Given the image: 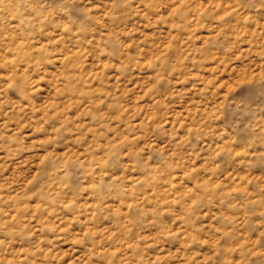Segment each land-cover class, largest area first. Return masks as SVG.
I'll list each match as a JSON object with an SVG mask.
<instances>
[{"label":"rangeland","instance_id":"1","mask_svg":"<svg viewBox=\"0 0 264 264\" xmlns=\"http://www.w3.org/2000/svg\"><path fill=\"white\" fill-rule=\"evenodd\" d=\"M0 264H264V0H0Z\"/></svg>","mask_w":264,"mask_h":264}]
</instances>
